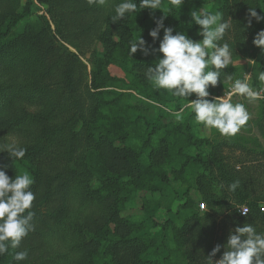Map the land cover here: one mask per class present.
I'll list each match as a JSON object with an SVG mask.
<instances>
[{
	"label": "trees",
	"instance_id": "trees-1",
	"mask_svg": "<svg viewBox=\"0 0 264 264\" xmlns=\"http://www.w3.org/2000/svg\"><path fill=\"white\" fill-rule=\"evenodd\" d=\"M38 1L48 6L46 13L50 15L49 19L38 30L21 35L14 34L13 30L30 15L31 1L27 0L26 5L18 11L13 1V5L7 8L0 6V126L6 135L25 131L31 137V144L21 145L26 149L22 159H12L6 151H0V167L8 175H14L13 170L17 174L20 171L27 172L35 181L31 186L35 193L31 209L35 213L32 220L34 231L22 240L20 248H9L7 253L0 255V264H52L51 255L57 246L66 250L60 253L61 264H111L110 253L120 251L124 255L129 254L126 259H135L134 264H154V260L145 255L135 256L137 247L149 251L153 247L149 236H125L117 233L116 228L115 232H111L109 225L113 222L111 217L119 215L123 203L134 198L140 190L137 182L140 179L149 180L148 175H156V170L149 163L152 153L146 151L156 128H151L145 135L140 115L134 113L129 105L126 108L124 106V109L118 105L124 103L126 97H132L131 94L120 93L107 99L110 93L107 86L116 85L122 80L110 76L100 64H96L98 59L95 58L91 59L92 66L88 71L78 56L66 48L58 47L55 39L58 35L65 41L66 32L60 23L63 18L57 16L64 15L65 18L73 15L76 19V16H87L91 11L100 12L104 6H90L83 0H80L82 7H61L66 1L79 0ZM213 1L216 2V11L223 9L220 6L222 2ZM109 2L114 4L119 0ZM135 2L139 5L140 0ZM243 3L244 7L239 12L243 19L238 26L243 34L236 39L246 47L248 44L254 45L256 33L264 30V21L258 22L251 18L249 23L248 10L255 8L258 14L264 15V0H243ZM228 7L227 3L224 9L235 18L239 5L235 11ZM112 14H103V21H107V27L116 30L118 43L125 44L126 38L132 40L140 33L141 37L147 38L151 48L158 49L157 41L149 35L153 27H148L141 9L132 17L121 18L116 22L111 21ZM48 22L54 25V29ZM107 27L101 28V21L97 20L84 27L83 32L96 33L94 35H99L103 43L111 42L113 33L110 34ZM75 30L80 31L79 28ZM118 51L122 66L126 67L124 72L132 73V89L155 97L152 91L149 92L138 83L145 76L147 67L154 66L162 53L132 55L130 58L128 49L120 47ZM106 56L111 63L117 58L114 53ZM68 58H72L70 63H66ZM259 120L264 136V110ZM137 141L140 143L137 144ZM183 142L195 147L201 143L196 139ZM221 146V143H210L208 151L198 152L193 157H183L178 166L170 160L173 157L177 159L173 150L169 153L166 151L168 157L165 159L172 165L171 172L176 173V176L183 173L188 161L195 163L205 173L201 189L208 210L190 214L197 223L189 226L193 242L188 251L190 254L182 252L186 264H206V256L217 244L221 245L220 252L215 255L219 259L229 234L245 223L253 224L258 232H264V211L259 206L264 200V191L258 194L259 197L250 198L244 187L247 178L240 176L225 162ZM145 154V165L150 168L147 171H144L142 156ZM243 173L249 175L247 170ZM237 179L241 186L235 192H228L227 185ZM261 188H264V171ZM65 202L71 210L59 215L60 206ZM188 202L192 203V200ZM236 204L248 206L249 213L244 216L238 211L236 214H226ZM95 205H98V209L92 213L91 220L100 217V221H91L89 224L86 213ZM226 223L231 226H226ZM49 239L57 240L55 244L47 246L45 243ZM163 248H166L165 244ZM21 250H27L28 255L26 260L17 262L12 254ZM69 252L89 255H81L74 260Z\"/></svg>",
	"mask_w": 264,
	"mask_h": 264
},
{
	"label": "rangeland",
	"instance_id": "rangeland-1",
	"mask_svg": "<svg viewBox=\"0 0 264 264\" xmlns=\"http://www.w3.org/2000/svg\"><path fill=\"white\" fill-rule=\"evenodd\" d=\"M16 4V10H21L25 5L27 0H0V6L2 8H7V6H12L13 3ZM29 5L30 15L28 18L23 19L18 26L13 30L14 34L21 35L24 32H33L38 30L46 20L49 19V16L46 11L48 6L45 3H41L38 0H30ZM87 3V0H83ZM110 1V0H109ZM223 4V9H220L224 14L225 19L230 18L233 24V29L231 32L227 33L225 36V41L232 43L233 54H234V65H229L227 68L222 71L226 74H233L235 78L245 79L246 77L250 78V83L253 88L259 89L264 87L257 76L260 71H264V52L261 51L260 47L256 45H246L242 46L236 39L238 36H242L243 32L240 31L238 26H240L241 19L239 12L243 6V0H218ZM217 1V2H218ZM183 4L179 9H172L171 13H163L161 9H149L141 8L142 14L146 17L148 27L151 26L155 28V21L161 16H165L164 25L165 27L173 28V34L176 32H184L189 38L194 41H199L202 39V36L198 34V29L200 26L196 25L194 21L191 20L190 13L193 10L207 9L209 11H216L215 4L213 0H183ZM12 3V4H11ZM228 3L227 9H235L239 5V9L236 10V17L232 18L230 14L224 9V6ZM59 4V3H58ZM116 4V3H114ZM108 2L101 8L100 12H90L87 16L79 17L76 16H66L64 15L57 16V18H63L60 20L61 26L65 28L66 32L64 34L65 41L61 40L58 35L55 37L56 44L60 48H66L70 52L74 53L80 61L86 65L87 70L89 71L92 66L91 59H98L96 64H100L112 77H115L117 80L120 79L123 82H119L116 85L107 86V90L110 92L107 95V99H112L120 93L131 94L132 97H126L127 99L124 103H119L118 105L124 109L126 105H129L133 112L140 115V119L144 122L141 126L144 128V134L151 131V128H156L154 134L151 136V142L149 149L146 147V151L152 153L150 156V165L151 168L156 170V175L154 177L149 176V180L140 179L137 182L140 190L137 191L134 198L124 202L120 213L118 216H112V223H110V231L119 234H124L125 236L131 237H148L153 246L150 251L149 249H141L140 246L137 247L138 250H135L137 257L147 256L154 260V264H186V259L182 255V252L186 253L190 250L193 242L191 241V225H196L197 221L194 216H190L191 212H206L208 206L203 199V190L202 184L204 182L201 168H199L193 162H187V167H185L183 173L176 176V173H172L171 164L165 159L167 158V152L173 150L176 155L175 159L171 160L178 166L180 160H183V157L186 156H195L198 152L205 153L209 150V144H222V154L226 157L225 162L229 164L240 176L247 178L244 187L249 193L250 198L254 199L259 197V193L264 191V188H261V178L264 171V136L261 133L259 127L260 115L264 110V100L260 99L254 102H248L243 97L233 96L234 102H243L245 103L248 111L251 114L250 120L247 124L242 127L239 133L234 137H224L219 134L216 129L206 128L204 125L199 124L195 121V114L191 112L190 109H185L182 113L183 119L177 121L174 112L179 111L184 107L188 101L183 98L175 97L171 94L170 91L166 89H158L155 85L148 81L146 77L140 79L138 85L145 87L149 92H153L155 97L146 95V93H138L135 89H132V73L126 71L122 66V63L119 58L121 56L118 49L120 47L124 49L129 48V41L126 38V43H118L119 39L116 36V30L111 27H107V21H103V14H108L113 12V6ZM73 6V7H82L83 4L79 0L78 2H64L63 6ZM163 5L168 7V0H163ZM95 6V5H93ZM9 9H7L8 11ZM178 14H175V13ZM182 16V17H178ZM101 21V28L104 26L107 27L106 30L112 34L111 42L102 40L99 38V35H94L96 33H91L90 31L85 33L83 28L87 25L90 26L92 22ZM52 29L54 25L51 22H48ZM146 23V24H147ZM79 28L80 31L75 30ZM152 28V29H153ZM26 29V30H25ZM139 36L140 33H137ZM136 34V35H137ZM134 36V38L136 37ZM131 38V39H134ZM147 44L149 41L146 37H142ZM163 38V29L160 30L158 38L156 39L158 45L160 40ZM128 42V45H126ZM155 49V48H152ZM115 54L116 59L111 63L108 61V54ZM150 53L158 54V51H152ZM141 52L138 50L133 55H139ZM91 56V58H90ZM72 58H68L66 63H70ZM251 61H255L252 63ZM140 76V75H138ZM221 79L224 80L225 76L222 74ZM231 90L229 83H218L216 87L210 88L209 91L211 95L208 99L213 97L227 95ZM187 99H195V94H192L191 97ZM33 111V108L29 109ZM141 121V122H142ZM144 129H142L143 131ZM30 138L28 133L25 131H20L18 133H13L11 135H6L2 127L0 126V145L4 144L10 139H16L20 142L21 145L25 143H30ZM200 141L199 147L193 145L187 146L184 140ZM3 142V143H2ZM204 142H208L203 144ZM140 141H137L139 144ZM31 144V143H30ZM162 146L165 148L162 149ZM157 154V156H156ZM144 157V171H147L150 168H147L145 164L146 154L142 155ZM182 162V161H181ZM120 164V163H119ZM176 170V169H174ZM244 170H247L249 175H245ZM10 178H15L16 175L22 174L23 171L16 172L13 170ZM176 172V171H175ZM8 175V174H7ZM176 176V177H175ZM164 178V179H163ZM192 200V203H189L188 200ZM113 201V200H112ZM204 202V209H199V204ZM236 204L234 209H231L226 214H236L237 206ZM236 208V209H235ZM98 205L91 206L86 213L87 221H100V217L94 218L91 220L92 213L96 212ZM71 210L70 206L66 202L61 204L59 215H63L66 212ZM126 224V225H123ZM90 226V225H89ZM188 226V227H187ZM226 226H231L226 223ZM195 227V226H194ZM221 230V228L219 229ZM192 228V233H193ZM57 239H49L47 241V246L50 244H55ZM163 244L166 245V248H163ZM156 246V247H155ZM45 245L42 247L44 249ZM55 253L51 255L53 258L52 264H61L60 253L65 252V248L57 246L55 248ZM155 249L154 252L152 250ZM141 251V253H140ZM148 252V255H146ZM81 255L86 256L89 253L81 254L80 252H69L71 258L78 259ZM112 262L111 264H120L118 261L123 262L122 264H134L135 259H126L129 258V254L120 251L110 253ZM126 259V260H125ZM214 260L218 258L213 257ZM125 260V261H124Z\"/></svg>",
	"mask_w": 264,
	"mask_h": 264
},
{
	"label": "clouds",
	"instance_id": "clouds-1",
	"mask_svg": "<svg viewBox=\"0 0 264 264\" xmlns=\"http://www.w3.org/2000/svg\"><path fill=\"white\" fill-rule=\"evenodd\" d=\"M109 0H87L90 6H105ZM183 0H168V7L163 0H119L113 6L111 21L132 17L139 9H161L163 13H171L172 9H179ZM249 23L251 18L264 21V15L257 13L255 8H249ZM191 20L200 26L199 41L189 38L184 32L173 34V28L165 27V16L155 21V28L149 31L155 41L163 29V38L158 49H152L138 34L129 41L128 56L131 58L138 50L142 55H149L152 51L162 53L154 66L147 67L144 73L146 79L156 88L166 89L175 97L188 101L179 111L174 112L177 121L183 119L182 113L190 109L195 114V121L209 129H216L224 137H234L240 132L251 118L245 103L234 102L233 96L243 97L248 102L264 99V87L253 88L249 77L235 78L233 74H226L222 70L234 65L232 43L225 41L227 33L233 29L231 19H225L224 14L207 9L193 10ZM253 44L264 52V30L256 33ZM255 63V61H251ZM224 74L225 79L221 76ZM258 80L264 84V71H260ZM218 83H229L231 90L227 95L213 97L209 89ZM195 94V99H187ZM0 151H6L13 159H22L26 149L16 139H10L0 145ZM33 177L27 173L10 178L3 167H0V255L11 249L20 248L22 240L34 231L32 223L35 213L31 211L35 193L31 190ZM237 179L227 185L228 192H235L240 187ZM223 187V186H221ZM249 210L241 208V214L247 215ZM224 252L214 260L220 252L221 245H215L206 256V264H264V232H258L253 224L245 223L230 233ZM13 259L17 262L27 258V250L15 251Z\"/></svg>",
	"mask_w": 264,
	"mask_h": 264
},
{
	"label": "built area",
	"instance_id": "built-area-1",
	"mask_svg": "<svg viewBox=\"0 0 264 264\" xmlns=\"http://www.w3.org/2000/svg\"><path fill=\"white\" fill-rule=\"evenodd\" d=\"M263 100H264V99H263ZM259 206H260V210H261V211H264V200L261 201V202L259 203ZM204 207H205L204 203H200V204H199V209H200V210H203ZM241 208H247V209H248V206H246V205H240V206H237V211L239 212L240 215H242V214H241ZM248 210H249V209H248ZM242 216H244V215H242Z\"/></svg>",
	"mask_w": 264,
	"mask_h": 264
}]
</instances>
